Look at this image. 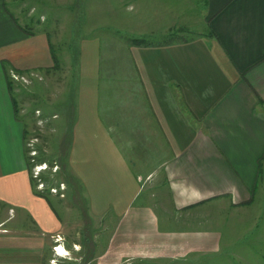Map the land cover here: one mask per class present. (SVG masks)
Returning <instances> with one entry per match:
<instances>
[{
  "label": "crops",
  "instance_id": "obj_1",
  "mask_svg": "<svg viewBox=\"0 0 264 264\" xmlns=\"http://www.w3.org/2000/svg\"><path fill=\"white\" fill-rule=\"evenodd\" d=\"M4 1L0 264H42L44 251L56 244L70 261L86 259L80 264H264V243L252 233L260 218L250 213L264 159V0H195L203 32L146 46L127 44L130 72L107 82L97 76L102 88L80 93L65 127L67 177L79 182V189L87 179L97 180L96 202L86 206L95 211L96 235L80 238L81 245L62 238L50 200L33 193L23 151L25 126L7 86L8 80L12 90L18 85L8 77L10 69L52 67L51 24L35 25L47 18L43 10L54 8L33 5L38 20L26 34ZM86 161L94 164L86 170L71 167ZM110 161L122 169L119 175ZM136 161L139 172L131 169ZM138 181L151 185L148 200L135 201ZM6 204L26 211L37 232L10 234Z\"/></svg>",
  "mask_w": 264,
  "mask_h": 264
},
{
  "label": "rangeland",
  "instance_id": "obj_2",
  "mask_svg": "<svg viewBox=\"0 0 264 264\" xmlns=\"http://www.w3.org/2000/svg\"><path fill=\"white\" fill-rule=\"evenodd\" d=\"M168 1H171V4ZM39 4H49L54 8L52 12L49 9L43 10L47 18L35 27L41 29L45 28L46 23L51 24L50 40L58 61L56 66L41 71L38 69L17 73L10 69L8 77L11 78L10 74L13 72L21 77L15 81L18 85L12 86L10 93L17 104V110L19 109L17 119L23 121L25 126L23 151L26 161L28 159L27 170L32 179L31 188L42 191L45 200H50L57 218L62 223V238L67 241L75 240L81 245L80 238L96 235L95 211L87 209L86 206L96 202L94 187L97 180L87 179L85 187L79 189V182L67 177L71 169L65 155L68 148V136H65L68 131L65 127L72 117L71 112L75 110L78 97L80 100V93H88L95 85L99 89L102 88L96 80L97 76H102L107 82L113 76L117 77L116 74L127 75L130 72L131 66H128L124 58L125 46L130 44L131 38H143L145 42L155 44L161 40L190 38L203 32L206 27L199 17L201 7L195 0H66L55 5L43 0L4 1L6 10L17 13L19 22L33 30L34 21L36 22L38 17L31 7L34 5L40 8ZM68 10L71 11L68 13ZM27 13L29 14L26 15ZM65 14H69V18L65 17ZM53 15L58 17L54 18ZM105 94L107 96V92ZM105 108L107 110L106 103ZM53 114L57 117L53 118ZM40 115H43L42 118ZM105 121L113 124L112 118H106ZM108 151L107 147V159ZM110 163L111 169L114 165L116 170L117 164L112 161ZM41 164L44 168L38 170L37 177H33L35 166ZM93 164L86 161L71 167H84L86 170ZM132 164L131 169L135 170L133 172H139L140 162ZM121 171L119 168L116 173L119 175ZM66 181L68 189H65ZM49 182L53 185H47ZM40 183L42 189L37 188ZM136 185L140 186V189L135 201L148 200L151 185L146 181H138ZM47 187H55L56 193H51ZM70 202L75 204L72 210L68 205ZM5 206L11 208L4 225L10 234L21 236L24 232H37V227L26 211L15 204ZM80 208L86 214H81ZM4 211L7 215L5 209H2V214ZM250 213H256L260 218L257 230L252 233L264 243V159L252 195ZM57 237L56 235L54 238L58 239ZM51 250L52 252L44 251L42 264L86 262V259L80 258L70 261L68 254L59 257L53 248Z\"/></svg>",
  "mask_w": 264,
  "mask_h": 264
},
{
  "label": "trees",
  "instance_id": "obj_3",
  "mask_svg": "<svg viewBox=\"0 0 264 264\" xmlns=\"http://www.w3.org/2000/svg\"><path fill=\"white\" fill-rule=\"evenodd\" d=\"M18 27H19V29H21L24 33H26V34H32V31L30 30V28H28L26 25H23V26H19L18 25ZM130 44H132V45H137V46H146V45H148L149 43H147V42H145L144 41V39L143 38H131V40H130ZM49 53H50V58H51V60H52V66H56V64H57V61H58V58H57V56H56V54H55V51L53 50V48H52V46L51 45H49ZM15 72H22V71H18V70H16V69H13ZM7 86H8V89L9 90H11V85H10V82H9V80H8V83H7ZM12 98V97H11ZM25 134V133H24ZM40 161H43V160H40ZM27 165H28V159H27ZM42 177V176H41ZM42 178H45L46 179V177L45 176H43ZM30 180H31V183H32V179H31V177H30ZM47 185H49V186H52L53 185V183H51V182H49ZM49 189V187H47V190ZM46 189H45V191H47ZM45 191H43V192H45ZM49 191V190H48ZM33 193L35 194V195H38V196H41V197H45V194H43L42 193V191L40 192V191H37V190H33Z\"/></svg>",
  "mask_w": 264,
  "mask_h": 264
},
{
  "label": "built area",
  "instance_id": "obj_4",
  "mask_svg": "<svg viewBox=\"0 0 264 264\" xmlns=\"http://www.w3.org/2000/svg\"><path fill=\"white\" fill-rule=\"evenodd\" d=\"M10 76H11V78H12L13 80H17V79L21 78L20 76L14 74V73H11ZM43 168H44V167H43V164H41V166H40V165L35 166V169H34V171H33V177H37V176H38V175H37L38 170H41V169H43ZM60 185H61V183L59 184V186H60ZM37 188H38V189H42V184L40 183L39 185H37ZM49 190H50L51 193H56V188H55V187H50ZM59 195L62 196V193H60ZM58 246H59V244H56V245H54V246L52 247V248H53V251H54L55 254H58V251H57V247H58Z\"/></svg>",
  "mask_w": 264,
  "mask_h": 264
},
{
  "label": "bare ground",
  "instance_id": "obj_5",
  "mask_svg": "<svg viewBox=\"0 0 264 264\" xmlns=\"http://www.w3.org/2000/svg\"><path fill=\"white\" fill-rule=\"evenodd\" d=\"M60 246L57 247L58 254H56L59 257H63L64 255H67V252L64 250V248H59Z\"/></svg>",
  "mask_w": 264,
  "mask_h": 264
}]
</instances>
